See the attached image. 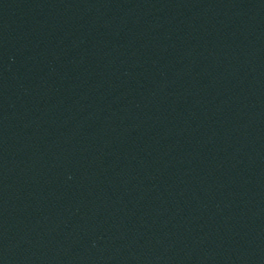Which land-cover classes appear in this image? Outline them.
Here are the masks:
<instances>
[{
  "label": "water",
  "instance_id": "water-1",
  "mask_svg": "<svg viewBox=\"0 0 264 264\" xmlns=\"http://www.w3.org/2000/svg\"><path fill=\"white\" fill-rule=\"evenodd\" d=\"M246 0H0V264L88 151Z\"/></svg>",
  "mask_w": 264,
  "mask_h": 264
}]
</instances>
